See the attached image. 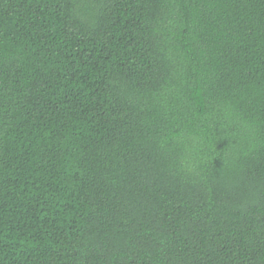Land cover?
I'll return each instance as SVG.
<instances>
[{
    "label": "trees",
    "instance_id": "16d2710c",
    "mask_svg": "<svg viewBox=\"0 0 264 264\" xmlns=\"http://www.w3.org/2000/svg\"><path fill=\"white\" fill-rule=\"evenodd\" d=\"M0 264H264V0H0Z\"/></svg>",
    "mask_w": 264,
    "mask_h": 264
}]
</instances>
